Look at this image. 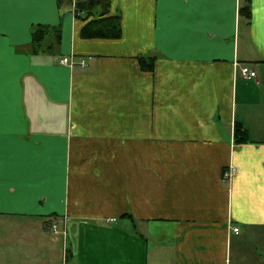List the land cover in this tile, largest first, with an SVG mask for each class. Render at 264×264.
<instances>
[{"label": "crops", "instance_id": "obj_1", "mask_svg": "<svg viewBox=\"0 0 264 264\" xmlns=\"http://www.w3.org/2000/svg\"><path fill=\"white\" fill-rule=\"evenodd\" d=\"M60 1L0 0V264H264V0Z\"/></svg>", "mask_w": 264, "mask_h": 264}, {"label": "trees", "instance_id": "obj_2", "mask_svg": "<svg viewBox=\"0 0 264 264\" xmlns=\"http://www.w3.org/2000/svg\"><path fill=\"white\" fill-rule=\"evenodd\" d=\"M60 1V0H59ZM73 3V13L76 16H80L81 12H91L93 6L96 4H101L105 9H107L108 3L105 0H74ZM61 2V1H60ZM106 12L103 11L101 15ZM120 17L118 15L114 16H101L98 19L91 20L87 24H85L81 30L82 35L92 37V36H109V37H117L120 33ZM48 29V27H46ZM46 28H37L33 32V40H40L43 37V34L46 32ZM152 59V58H150ZM139 62L141 67L146 69H151V63H147L145 57L141 56L139 58ZM241 127L238 124H234V134L237 135V140L242 139Z\"/></svg>", "mask_w": 264, "mask_h": 264}, {"label": "built area", "instance_id": "obj_3", "mask_svg": "<svg viewBox=\"0 0 264 264\" xmlns=\"http://www.w3.org/2000/svg\"><path fill=\"white\" fill-rule=\"evenodd\" d=\"M61 61L64 63H71V58L64 56ZM80 64H82V65L84 64L83 59L80 60ZM239 73L245 79H252V78L256 77L257 70L253 66H251L250 64L243 63L239 66ZM231 172H232V169H231V167H229L228 169H226L224 171L223 174L225 177H228L231 174ZM52 226H53V233L61 232L64 235V233H65L64 227H63L64 228L63 230H60V229H58L57 224H53ZM233 230L235 232H238V227H234Z\"/></svg>", "mask_w": 264, "mask_h": 264}, {"label": "rangeland", "instance_id": "obj_4", "mask_svg": "<svg viewBox=\"0 0 264 264\" xmlns=\"http://www.w3.org/2000/svg\"><path fill=\"white\" fill-rule=\"evenodd\" d=\"M74 3H75V1H74ZM74 6V5H73Z\"/></svg>", "mask_w": 264, "mask_h": 264}]
</instances>
